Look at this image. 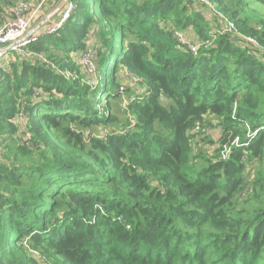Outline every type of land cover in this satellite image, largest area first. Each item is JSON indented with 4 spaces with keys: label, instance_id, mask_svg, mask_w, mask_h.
<instances>
[{
    "label": "trees",
    "instance_id": "obj_1",
    "mask_svg": "<svg viewBox=\"0 0 264 264\" xmlns=\"http://www.w3.org/2000/svg\"><path fill=\"white\" fill-rule=\"evenodd\" d=\"M71 1L24 49L60 72L2 62L0 264H264V55L206 46L215 25L186 0ZM209 1L264 45V0ZM91 38L95 83L75 60Z\"/></svg>",
    "mask_w": 264,
    "mask_h": 264
},
{
    "label": "built area",
    "instance_id": "obj_2",
    "mask_svg": "<svg viewBox=\"0 0 264 264\" xmlns=\"http://www.w3.org/2000/svg\"><path fill=\"white\" fill-rule=\"evenodd\" d=\"M51 0H29V1H20L17 3L13 18L6 24L0 25V77L3 70V59L7 52H13L22 59L27 58H38L45 65H49L53 70L60 72L57 66L50 62V60L44 54L36 53H27L24 49L31 43H34L38 40V36L31 34L33 25L38 24L40 28H43L45 25V20L50 17L49 23L50 27L47 29L48 34H55L59 29H61L70 19L72 14L75 11V4L71 0H68L61 11L56 15H53V12L48 15L45 19L41 16L40 19L36 20L42 11L49 5ZM194 7L199 9L202 12L209 13L216 20V25L213 30L210 31V39L206 41L205 45L210 46L214 41L220 36H227L228 39L233 42H240L245 45L254 55H264V46L257 40L255 37L246 36L242 34L235 23L232 22L226 15L218 13L215 10V7L209 0H186ZM42 20V22H41ZM36 22V23H35ZM175 38L183 46L190 50L191 53L197 54L198 50L202 44H196L183 33L176 32ZM3 48H8L9 50H2ZM91 56H84L82 62L85 65H88V59ZM26 104L21 105V111L18 116L19 123L25 119L24 109ZM202 127V126H201ZM197 130L203 132V136H206L210 132V128L202 129L198 126ZM201 143V142H200ZM224 152L223 154H225Z\"/></svg>",
    "mask_w": 264,
    "mask_h": 264
},
{
    "label": "rangeland",
    "instance_id": "obj_3",
    "mask_svg": "<svg viewBox=\"0 0 264 264\" xmlns=\"http://www.w3.org/2000/svg\"><path fill=\"white\" fill-rule=\"evenodd\" d=\"M53 1V0H51ZM50 1V2H51ZM62 3V0H54V2H52L51 4L49 3V6L47 7V9L45 10V12H43L42 16L44 17V19L50 15L52 12H54V10ZM62 10V9H61ZM60 10V11H61ZM218 13H221L219 10L215 9ZM222 14V13H221ZM42 19V18H41ZM50 19V17L48 18ZM48 19H46L45 21H47L48 23ZM207 20L213 25H216V20L214 17H212L209 13H207ZM42 22V20H41ZM38 25V24H35L33 26V28ZM46 25V24H45ZM44 25V26H45ZM48 25V24H47ZM196 44H200L198 42H195ZM95 44V41L91 38L89 40V43L88 45L89 48L86 50V52L84 54H78L77 57H75V60L77 61V63L79 62L78 64V67L77 69L80 70L81 74L84 76L83 78V81H88V82H93L95 83L96 80H97V67L99 65L98 61H99V58L95 57L97 56V52L93 50V45ZM263 45V44H262ZM264 46V45H263ZM91 56L89 59H88V65H85L83 64L82 60L84 58V56ZM74 75V73H71ZM92 85V84H91ZM126 102L123 103V105H125ZM113 114L117 115L118 117H120L121 119H124V112L122 110H120V101H114L113 102ZM215 125V124H214ZM210 133H218V129H214L212 128L209 132ZM218 134H214V136L211 137V139H213V137H216ZM210 146L207 145L206 149H208L209 151L212 149V144H209Z\"/></svg>",
    "mask_w": 264,
    "mask_h": 264
},
{
    "label": "water",
    "instance_id": "obj_4",
    "mask_svg": "<svg viewBox=\"0 0 264 264\" xmlns=\"http://www.w3.org/2000/svg\"><path fill=\"white\" fill-rule=\"evenodd\" d=\"M68 0H62V3L54 10V12H53V15H56L63 7H64V5L66 4V2H67ZM45 22H47V21H45ZM39 27H37L36 29H34L32 32H31V34H33L37 29H38ZM2 50H6V51H8L9 49L8 48H3Z\"/></svg>",
    "mask_w": 264,
    "mask_h": 264
},
{
    "label": "crops",
    "instance_id": "obj_5",
    "mask_svg": "<svg viewBox=\"0 0 264 264\" xmlns=\"http://www.w3.org/2000/svg\"><path fill=\"white\" fill-rule=\"evenodd\" d=\"M52 2H54V0L51 1L50 4H51ZM49 20H50V19H48V23L46 22L45 24H49V25H50L51 23H49ZM33 26H34V25H33ZM37 27H39V26L36 25V26H35L30 32H32V31H33L34 29H36ZM45 27H46V26H45ZM39 29H41V28L39 27V28H38L33 34H34V35H37ZM7 58H8V59L12 58V59L14 60V59H15V56H14L13 54H9V53H8Z\"/></svg>",
    "mask_w": 264,
    "mask_h": 264
}]
</instances>
